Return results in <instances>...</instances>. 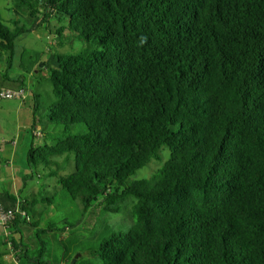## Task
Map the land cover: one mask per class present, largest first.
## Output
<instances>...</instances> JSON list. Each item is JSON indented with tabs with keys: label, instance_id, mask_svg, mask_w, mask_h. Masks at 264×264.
<instances>
[{
	"label": "trees",
	"instance_id": "1",
	"mask_svg": "<svg viewBox=\"0 0 264 264\" xmlns=\"http://www.w3.org/2000/svg\"><path fill=\"white\" fill-rule=\"evenodd\" d=\"M15 1L39 22L10 28L0 13L9 66L17 38L51 17L68 23L48 25L50 34L95 45L52 55L55 100L44 121L35 95L33 130L41 126L44 142L33 137L28 154V179L42 167L86 211L117 213L136 199L128 232L104 238L95 256L264 264V0ZM75 125L86 131L73 133ZM164 148L169 158L152 175L131 178ZM41 186L33 205L51 200ZM28 222L18 215L11 224L13 248L22 246L14 229ZM5 256L0 248V264Z\"/></svg>",
	"mask_w": 264,
	"mask_h": 264
},
{
	"label": "rangeland",
	"instance_id": "2",
	"mask_svg": "<svg viewBox=\"0 0 264 264\" xmlns=\"http://www.w3.org/2000/svg\"><path fill=\"white\" fill-rule=\"evenodd\" d=\"M0 13L3 22L10 28L15 27V22L28 28L39 22L29 16V12L21 7L15 0H0ZM49 24L42 22L41 27L30 32L20 35L16 40V60H21L16 67V60L12 61V66L8 65L7 57L1 58L0 70H4L5 75L11 78L23 76L30 84L31 91L39 93V117L46 120V111L55 97L52 92V85L49 80L51 57L58 54L60 56H68L77 54L82 49L95 46L82 39L73 38L70 34L56 36L54 33L46 31V27L66 26L68 20L56 21L54 17L49 18ZM53 29V28H52ZM49 34L54 38L52 41L48 39ZM38 64L35 65L36 59ZM21 63V64H20ZM46 63V65H45ZM51 65V66H50ZM30 71V72H29ZM17 80V79H16ZM13 85L11 82H7ZM5 87V86H3ZM25 89V88H24ZM26 90V89H25ZM32 92V94H33ZM32 94L30 96H32ZM2 127L5 129L2 130ZM36 137V144L43 143V133ZM73 133H83L86 131L84 125H75L72 127ZM33 134V131H32ZM53 134V135H51ZM47 139L49 144H55V139L60 136L61 131H52ZM15 136L14 127L0 126V139L2 137L13 138ZM0 144H5L0 141ZM169 158V151L164 148L162 151V160H153L152 163L138 170L131 178L133 180H141L152 175L164 162ZM61 160L62 158H58ZM8 161H0V189L10 188L11 182L16 180L13 175V168L7 165ZM20 161H15V169L17 179H20L22 167ZM14 169V170H15ZM75 170L74 162H72L69 170L61 174H69ZM33 170H30L32 173ZM37 175L34 179L44 185L46 193L51 197L50 202H39L33 205L34 213L30 212V221L23 224L20 228V235L23 237V245L26 254H19L18 264H104L103 260L95 256V251L99 247L104 238L112 234L127 233L132 226L134 219L131 216L132 206L136 199L129 197L120 206L117 213L107 212L103 210L102 205H94L87 211L84 210L80 200H73L69 194L62 189L56 178L45 177L46 171L42 167L37 169ZM41 187V186H40ZM37 197L32 196V198ZM40 197V196H39ZM38 197V198H39ZM31 203V202H30ZM24 205L29 207L24 200ZM34 215V217H33ZM3 229V228H2ZM4 238L1 239V241ZM4 243H0V248L5 250ZM8 264L11 263L8 261Z\"/></svg>",
	"mask_w": 264,
	"mask_h": 264
},
{
	"label": "crops",
	"instance_id": "3",
	"mask_svg": "<svg viewBox=\"0 0 264 264\" xmlns=\"http://www.w3.org/2000/svg\"><path fill=\"white\" fill-rule=\"evenodd\" d=\"M49 34L48 39L54 43V38ZM15 55V60H16ZM22 58V57H21ZM17 57L16 67L18 68V63L21 60ZM38 58L35 61V65L38 64ZM1 61V60H0ZM21 64V63H20ZM13 67V65H12ZM17 79V82L15 80ZM20 79V80H19ZM24 80V84H21L20 81ZM7 82L13 83V85H9ZM0 86H5L7 88L18 89L25 88L26 95L22 99H1L0 98V126H11L14 127L15 136L13 138L2 137L0 139L1 142L5 143L0 144V161H8L7 165L13 168V175L16 177L14 182H11L10 188L0 189V202L4 203L6 206L10 207L13 205L14 198L16 196H21L23 200L28 204L30 208H32V213H34L33 209V200L38 197V194L41 190V184L38 180L32 177L28 179L29 175H31L30 170L33 168L28 163V154L30 148L33 143V124H34V106H35V95L40 97L39 93H34L31 91V86L25 80L23 76H18V78H11L9 75H5L4 70H0ZM33 92V94H32ZM32 94V96H30ZM39 103V99H38ZM41 126L39 125L37 128L39 129ZM5 128L2 127V130ZM36 143V140H35ZM15 161H20V166L22 167V171L20 172V179H17V172L15 169ZM15 169V170H14ZM41 186V187H40ZM37 197L30 198L32 196ZM31 202V203H30ZM30 213V212H29ZM34 217V215H33ZM22 225H18V229L20 231ZM18 230L14 229V240L16 245H22L20 248H13V245L8 243L7 236L0 226V243H4L5 240V264L7 262L13 261L11 264H17L19 254H26V249L23 245V237L20 235ZM4 240L1 241V239ZM19 264V262H18Z\"/></svg>",
	"mask_w": 264,
	"mask_h": 264
},
{
	"label": "built area",
	"instance_id": "4",
	"mask_svg": "<svg viewBox=\"0 0 264 264\" xmlns=\"http://www.w3.org/2000/svg\"><path fill=\"white\" fill-rule=\"evenodd\" d=\"M26 95V90L24 88L12 89L0 86V98L1 99H22ZM41 133V130L36 128L33 130L34 137H38L37 135ZM37 139V138H36ZM24 200L21 196H17L15 200V205L13 207H5L3 203H0V226L3 228L8 243L12 245V242L9 240L11 236V224L18 215L21 216L22 219H26L30 221L29 212L25 211L24 208Z\"/></svg>",
	"mask_w": 264,
	"mask_h": 264
}]
</instances>
